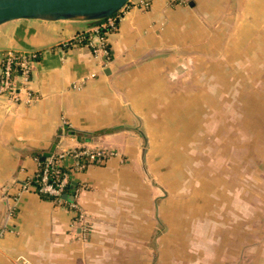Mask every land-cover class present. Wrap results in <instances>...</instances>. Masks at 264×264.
<instances>
[{
    "label": "crops",
    "instance_id": "obj_1",
    "mask_svg": "<svg viewBox=\"0 0 264 264\" xmlns=\"http://www.w3.org/2000/svg\"><path fill=\"white\" fill-rule=\"evenodd\" d=\"M148 1L101 34L82 20L0 24V58L34 55L19 98L0 94V264H264V194L244 192L227 160L212 170L187 159L192 123L179 117L193 103L187 75L225 37L213 26L264 24V0ZM99 37L108 55L93 52ZM72 149L113 154L81 166L65 157L71 200L23 187L47 156Z\"/></svg>",
    "mask_w": 264,
    "mask_h": 264
},
{
    "label": "rangeland",
    "instance_id": "obj_2",
    "mask_svg": "<svg viewBox=\"0 0 264 264\" xmlns=\"http://www.w3.org/2000/svg\"><path fill=\"white\" fill-rule=\"evenodd\" d=\"M213 27L224 29L225 37L205 44L209 65L204 71L190 72L183 89L193 102L179 111L186 126L192 123L189 145L194 151L187 159L208 158L212 170L219 169L218 160H227L232 172L242 171L244 192L264 194V24ZM236 27L239 32L233 35ZM179 80L178 85L182 76ZM192 171L202 176L197 169ZM83 225L87 226L86 219Z\"/></svg>",
    "mask_w": 264,
    "mask_h": 264
},
{
    "label": "built area",
    "instance_id": "obj_3",
    "mask_svg": "<svg viewBox=\"0 0 264 264\" xmlns=\"http://www.w3.org/2000/svg\"><path fill=\"white\" fill-rule=\"evenodd\" d=\"M148 0H137V4L143 8L148 6ZM106 22H103L100 26H106L107 24L112 26L113 19L108 17ZM94 33H98V27L92 30ZM98 36V35H97ZM78 40V39H77ZM103 39L95 40V43L91 42L93 52L102 51L105 55H108V50L103 45ZM33 53L20 52L8 50L2 53L0 58V94L11 100H17L19 98L20 89L24 88V85L28 83L31 58ZM113 154L112 151L105 150H87V149H72L71 151H61L53 153L47 156L39 165V168L34 175L32 181H27L23 187H34V189L44 195L53 197L55 200H61V196L64 192V188L68 185L67 171H61L62 163L67 155H71L76 160L77 166H81L78 161L82 158H87L89 161H101L106 157ZM79 220L83 221L85 218L82 212L78 213Z\"/></svg>",
    "mask_w": 264,
    "mask_h": 264
},
{
    "label": "water",
    "instance_id": "obj_4",
    "mask_svg": "<svg viewBox=\"0 0 264 264\" xmlns=\"http://www.w3.org/2000/svg\"><path fill=\"white\" fill-rule=\"evenodd\" d=\"M129 0H0V24L14 19L44 21L82 20L88 22L106 19L120 11ZM139 145L144 136L134 132ZM144 149H142L143 153ZM65 199L72 194L63 193Z\"/></svg>",
    "mask_w": 264,
    "mask_h": 264
},
{
    "label": "trees",
    "instance_id": "obj_5",
    "mask_svg": "<svg viewBox=\"0 0 264 264\" xmlns=\"http://www.w3.org/2000/svg\"><path fill=\"white\" fill-rule=\"evenodd\" d=\"M131 2V0H129L125 6L129 5V3ZM124 6V7H125ZM119 13L116 12L115 14H113L112 16H110V18L114 19L113 21V25L110 26V25H106V26H100L103 22H106L107 19H102V20H99V21H94V22H91V25L92 26H96L98 27V34H101V33H105L107 30H112L115 26H116V22H115V18H116V15ZM74 40H77L80 41V42H83V43H86L88 42V33H79V34H76L74 37H73ZM84 163V164H87L89 162H94V161H89L87 158H82V160L80 159V163ZM96 162V161H95ZM61 171L65 170L64 167H61ZM43 195V194H42ZM43 196H48V195H43ZM50 197V196H48Z\"/></svg>",
    "mask_w": 264,
    "mask_h": 264
}]
</instances>
